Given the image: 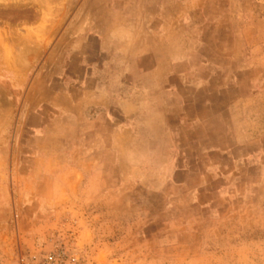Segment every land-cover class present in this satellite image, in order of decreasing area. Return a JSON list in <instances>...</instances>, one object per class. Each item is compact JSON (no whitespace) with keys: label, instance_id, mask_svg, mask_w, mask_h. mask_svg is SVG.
Listing matches in <instances>:
<instances>
[{"label":"rangeland","instance_id":"374dc122","mask_svg":"<svg viewBox=\"0 0 264 264\" xmlns=\"http://www.w3.org/2000/svg\"><path fill=\"white\" fill-rule=\"evenodd\" d=\"M167 7L87 66L0 10V264H264V0Z\"/></svg>","mask_w":264,"mask_h":264},{"label":"crops","instance_id":"0c3cea01","mask_svg":"<svg viewBox=\"0 0 264 264\" xmlns=\"http://www.w3.org/2000/svg\"><path fill=\"white\" fill-rule=\"evenodd\" d=\"M182 0H31L29 4L21 0H4L1 2V11L8 10L11 17L19 16L31 29L24 31L30 37L41 36L40 55L38 52L20 51L9 58L28 59H79L84 65L86 61L107 59V53L114 43L113 35L108 38L104 30L99 29H124L130 25L129 13L131 10L139 12H163ZM26 4V5H25ZM31 4V5H30ZM4 7V8H3ZM17 16V17H18ZM141 22V20H139ZM150 26V25H149ZM61 29L57 37L47 41L49 29ZM153 27V26H151ZM73 35L65 43V36ZM113 34V32L111 33ZM94 42L95 54H89L88 47ZM63 45V47H62ZM62 47V48H61ZM60 48L62 51H59ZM71 50H76V55H71ZM94 71L96 69H93ZM83 75L90 74L86 67ZM95 74V73H91Z\"/></svg>","mask_w":264,"mask_h":264},{"label":"built area","instance_id":"2783aa9c","mask_svg":"<svg viewBox=\"0 0 264 264\" xmlns=\"http://www.w3.org/2000/svg\"><path fill=\"white\" fill-rule=\"evenodd\" d=\"M68 260L67 257H64V253H58L57 255H49L41 264H68Z\"/></svg>","mask_w":264,"mask_h":264}]
</instances>
